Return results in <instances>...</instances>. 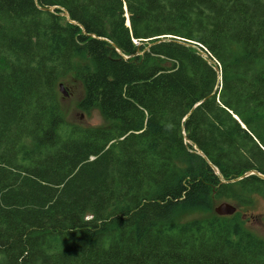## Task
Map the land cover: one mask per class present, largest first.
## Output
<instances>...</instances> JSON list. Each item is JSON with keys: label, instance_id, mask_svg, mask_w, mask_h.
I'll list each match as a JSON object with an SVG mask.
<instances>
[{"label": "trees", "instance_id": "16d2710c", "mask_svg": "<svg viewBox=\"0 0 264 264\" xmlns=\"http://www.w3.org/2000/svg\"><path fill=\"white\" fill-rule=\"evenodd\" d=\"M72 71L106 125L63 118ZM251 170L264 0H0V264H264L238 215L174 219L264 197Z\"/></svg>", "mask_w": 264, "mask_h": 264}, {"label": "rangeland", "instance_id": "374dc122", "mask_svg": "<svg viewBox=\"0 0 264 264\" xmlns=\"http://www.w3.org/2000/svg\"><path fill=\"white\" fill-rule=\"evenodd\" d=\"M74 64L76 69L84 65H92L91 60L85 54L76 56ZM60 84H63L67 94L61 91ZM57 89L61 114L67 123L89 127L106 125L98 110H93L90 114H86L79 108V102L84 96V87L77 78L75 71L60 78ZM253 200V204L251 205H241L233 199L215 198L212 202L211 210L205 211L197 208H184L175 214L174 219L177 221H188L196 218L210 217L217 214L215 208L218 205L223 202H230L237 206V211L234 214L239 216L244 228L264 239V197L254 195ZM234 214L228 216H234Z\"/></svg>", "mask_w": 264, "mask_h": 264}, {"label": "water", "instance_id": "95a60500", "mask_svg": "<svg viewBox=\"0 0 264 264\" xmlns=\"http://www.w3.org/2000/svg\"><path fill=\"white\" fill-rule=\"evenodd\" d=\"M56 6H50V7H42L43 10H46V11H55L56 10ZM63 15L67 17L68 21L72 22V23H76L74 20L70 19L69 17V13L64 10L63 12ZM127 24L129 25L130 24V20H129V17H128V20H127ZM203 54L205 55V53L203 52ZM60 87H61V91L64 93V94H67V91L64 89V86L63 84H60ZM245 127V125H243ZM198 153L200 155H202L209 163L210 165L213 167V169L216 171V172H219L218 168L213 165L209 159L205 156V154L202 152V151H198ZM250 174H257L259 175L260 177L264 178V174H261V173H258L256 170H251V171H247L244 175L238 177V178H235L233 179L232 181H237L245 176H248ZM215 211L218 215H222V216H225V215H233L234 213H236L237 211V206L230 203V202H223L221 203L220 205H218L216 208H215Z\"/></svg>", "mask_w": 264, "mask_h": 264}]
</instances>
